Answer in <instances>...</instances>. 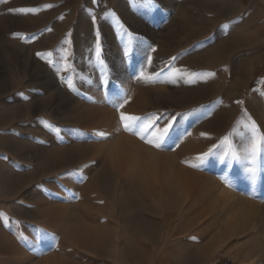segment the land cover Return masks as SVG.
I'll list each match as a JSON object with an SVG mask.
<instances>
[{"label":"rangeland","instance_id":"374dc122","mask_svg":"<svg viewBox=\"0 0 264 264\" xmlns=\"http://www.w3.org/2000/svg\"><path fill=\"white\" fill-rule=\"evenodd\" d=\"M251 122L264 136V0H0V264H260L239 232L264 142L232 154Z\"/></svg>","mask_w":264,"mask_h":264},{"label":"snow or ice","instance_id":"6c2138e0","mask_svg":"<svg viewBox=\"0 0 264 264\" xmlns=\"http://www.w3.org/2000/svg\"><path fill=\"white\" fill-rule=\"evenodd\" d=\"M150 3H154L155 0H149ZM16 11L20 12H34L36 9L32 8H21L17 9ZM154 51V49H153ZM100 54V48H99V43L97 42L96 46V55L99 57ZM127 54V53H125ZM37 55H42L41 53H37ZM47 55L51 56V53H48ZM150 59V58H149ZM178 70L173 71V75L177 74ZM208 75H213L212 73H209ZM140 78L144 79L145 81H151L153 79V76H146L143 71H141ZM73 85L71 81H69V88H72ZM119 107H123V105H118ZM121 123L123 125V129L127 132H133L135 131V134L143 138V133L148 131L149 127H151L150 124L144 123L140 117L136 116H125L123 113H121L120 116ZM175 119V118H173ZM172 127L171 124H169L167 127H165L163 130L159 131L158 135H155L153 138L146 140L147 143L152 144L156 148H160L163 146L165 143L166 138L171 139L169 136V129ZM257 126L255 122H251V129L250 133L248 131L247 126H245V129L241 132L238 133L234 139H242L245 135L249 136V142L248 145L243 153V156L241 157V153L237 152L235 148H233V156L237 159L243 158L245 159L250 165L255 164V160L257 157V154L261 150V144L264 142V136H257L255 135L256 133ZM100 136H104V133H98ZM222 143L228 144L229 143V136H224L222 138ZM213 149L209 148L208 151L202 153L201 155L197 156L195 159L199 161L198 164H192V167H200L202 166L208 158L212 155ZM227 155V152L224 153V156ZM223 158V157H222ZM246 172L252 177V182L255 183V178L257 176V169L256 167H248L246 168Z\"/></svg>","mask_w":264,"mask_h":264},{"label":"bare ground","instance_id":"6f19581e","mask_svg":"<svg viewBox=\"0 0 264 264\" xmlns=\"http://www.w3.org/2000/svg\"><path fill=\"white\" fill-rule=\"evenodd\" d=\"M90 120H92V119L87 118V119H85L84 123H89ZM65 160H66L65 158L59 157V158H57V160L55 161V163H57L58 166H60V165L63 166L65 164ZM57 165H55V166L57 167ZM240 201H241V199H240ZM243 204H245V205H242L243 206V211H242L243 212L242 213V215H243V219H242V229H241V231L239 233L240 234H243V233H245L247 231H251V230H257L258 231V238H257V241H256L257 243L255 245L256 246V252L254 254L255 257H256L255 258V262L256 263H260V264H264V207L258 206L256 204L253 205V204L247 203V201L245 203H243ZM217 215H220V214L218 212H216V216ZM86 235H85V237H86ZM94 238H95V236H94ZM91 240H93V239H91ZM251 240H253V239L250 238V239L247 240V242H249ZM76 241H77V239H76ZM12 260H14V259H12Z\"/></svg>","mask_w":264,"mask_h":264}]
</instances>
